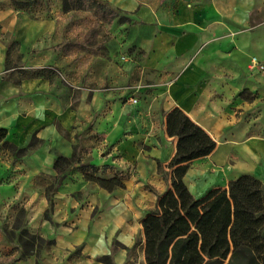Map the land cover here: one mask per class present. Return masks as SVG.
<instances>
[{
	"label": "crops",
	"instance_id": "1",
	"mask_svg": "<svg viewBox=\"0 0 264 264\" xmlns=\"http://www.w3.org/2000/svg\"><path fill=\"white\" fill-rule=\"evenodd\" d=\"M95 1L0 6V128L30 148L19 157L0 146V206L24 208L29 232L53 241L42 264H146L142 207L155 209L164 194L173 109L217 143L184 177L195 197L242 175L264 184V135L238 130L241 114L264 103V72L252 68L254 57L264 64V0ZM100 5L119 17L107 19ZM75 154L81 162L60 179L56 160ZM87 164L125 187L87 181Z\"/></svg>",
	"mask_w": 264,
	"mask_h": 264
},
{
	"label": "trees",
	"instance_id": "2",
	"mask_svg": "<svg viewBox=\"0 0 264 264\" xmlns=\"http://www.w3.org/2000/svg\"><path fill=\"white\" fill-rule=\"evenodd\" d=\"M15 6L30 5V0H10ZM96 6L95 0H65V9L73 2ZM107 19L119 14L105 5ZM129 21L120 17V22ZM166 129L170 137L177 138L176 153L168 168L171 188L158 196L154 210L142 221L145 237L146 264H264V184L252 175H242L229 182L227 188L211 190L202 198L195 197L184 182L191 163L209 156L216 141L201 126L176 108L166 115ZM7 129L0 128V146L21 157L30 148L19 149L6 141ZM80 157H59L55 163L58 177L73 170ZM87 181L97 183L108 192L124 188L123 178L115 175L102 178L91 164L81 167ZM25 209L18 211L14 228H20ZM13 236V231H9ZM19 241L27 248L24 259L35 256L37 264L41 252L53 243L38 234L22 228ZM104 259V258H103ZM106 264H110L107 262Z\"/></svg>",
	"mask_w": 264,
	"mask_h": 264
},
{
	"label": "rangeland",
	"instance_id": "3",
	"mask_svg": "<svg viewBox=\"0 0 264 264\" xmlns=\"http://www.w3.org/2000/svg\"><path fill=\"white\" fill-rule=\"evenodd\" d=\"M5 0H0V6L3 5ZM20 2H26V0H18ZM30 3L32 0L29 1ZM255 69V68H253ZM264 72V71H261ZM241 122L238 128L239 131L245 132L246 134H260L264 135V103L255 105L251 110L247 112H243L240 116ZM161 170V177H163V186L165 189L161 192H167L168 187H166L167 183V176L169 174V170L166 165L162 164ZM50 199H52V192H53V184L50 185ZM147 190L154 191L155 189L147 186ZM157 193V191H156ZM152 207V209H150ZM144 210V215H146L149 211L154 210V202L152 201V205H147L146 207H142ZM20 210L19 207L15 208H7L6 206H0V264H16L23 258L27 245L25 242L19 241V235L22 228L26 227L25 217L22 219V224L20 228H14L15 223L17 222L18 211ZM51 209L47 211L45 214L46 217L50 214ZM144 217V216H143ZM9 231H13V236L9 235ZM111 245L114 249L118 248H125L121 243L116 240H111ZM135 248L142 249L143 248V235L138 236L135 242ZM137 251V250H136ZM81 255V248L76 249L72 257ZM139 256L136 252V258ZM35 257V256H33ZM101 261L107 263L111 262V257L109 258H102Z\"/></svg>",
	"mask_w": 264,
	"mask_h": 264
},
{
	"label": "built area",
	"instance_id": "4",
	"mask_svg": "<svg viewBox=\"0 0 264 264\" xmlns=\"http://www.w3.org/2000/svg\"><path fill=\"white\" fill-rule=\"evenodd\" d=\"M252 68H256V69H258V70H260V71H264V64H262V63L258 60V58L254 57V58L252 59ZM133 101H134V103L137 102L136 99H134Z\"/></svg>",
	"mask_w": 264,
	"mask_h": 264
}]
</instances>
